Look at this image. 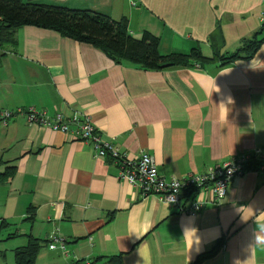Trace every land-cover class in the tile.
<instances>
[{
  "label": "crops",
  "instance_id": "0c3cea01",
  "mask_svg": "<svg viewBox=\"0 0 264 264\" xmlns=\"http://www.w3.org/2000/svg\"><path fill=\"white\" fill-rule=\"evenodd\" d=\"M21 1L125 19L132 37H156L162 55H229L264 24V0ZM11 42L0 47V112L87 115L104 141L131 158L148 154L168 179L264 148V42L249 60L163 71L117 65L33 26ZM14 115L0 126V262L15 264L31 237L41 242L35 264L118 255L121 264H195L214 248L199 264H264V173L232 179L219 206L208 192L185 195V205H206L183 213L118 179L89 144ZM52 234L65 253L48 248Z\"/></svg>",
  "mask_w": 264,
  "mask_h": 264
},
{
  "label": "trees",
  "instance_id": "16d2710c",
  "mask_svg": "<svg viewBox=\"0 0 264 264\" xmlns=\"http://www.w3.org/2000/svg\"><path fill=\"white\" fill-rule=\"evenodd\" d=\"M23 26L52 30L63 38L92 45L117 65L128 63L146 71L189 68L196 65L204 67L210 63H218L220 67H224L237 60L251 59L264 42L263 24L260 31L243 41L242 46L229 55H220L214 49L212 57L207 58L198 47L188 54L162 55L158 50L159 41L156 37L146 32L138 39L132 37L128 33L125 19L115 23L95 13L24 4L21 0H0V47L12 43L14 30ZM40 249L41 242L30 237L25 246L14 250L15 264H35ZM215 250L211 249L199 256L195 264L214 255ZM90 264H121V256L98 257Z\"/></svg>",
  "mask_w": 264,
  "mask_h": 264
},
{
  "label": "built area",
  "instance_id": "2783aa9c",
  "mask_svg": "<svg viewBox=\"0 0 264 264\" xmlns=\"http://www.w3.org/2000/svg\"><path fill=\"white\" fill-rule=\"evenodd\" d=\"M22 113H25L30 124L69 134L77 141L89 144L94 157L110 159L116 165L118 179L136 188L143 197H156L162 203L183 213L194 214L206 205V202L196 198H192L189 205H185V195H193L195 191L208 192L212 196L213 205L219 206L232 179L244 175L248 170L264 173V148H255L232 157L222 165H215L203 174H189L182 178L173 176L168 179L160 175L154 160L148 154L140 153L131 158L110 142L104 141L89 116L81 113H75L71 117H65L61 113L50 117L32 109L25 112L1 111L0 126H5L8 120L15 117L14 114ZM47 240L50 250L66 252L65 242L59 235H49Z\"/></svg>",
  "mask_w": 264,
  "mask_h": 264
},
{
  "label": "rangeland",
  "instance_id": "374dc122",
  "mask_svg": "<svg viewBox=\"0 0 264 264\" xmlns=\"http://www.w3.org/2000/svg\"><path fill=\"white\" fill-rule=\"evenodd\" d=\"M0 264H4L3 262H0Z\"/></svg>",
  "mask_w": 264,
  "mask_h": 264
}]
</instances>
